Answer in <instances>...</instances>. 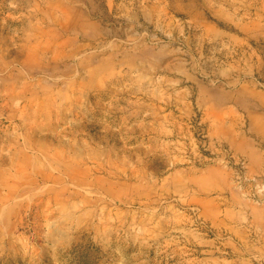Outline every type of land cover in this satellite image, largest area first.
Wrapping results in <instances>:
<instances>
[{"label":"rangeland","instance_id":"1","mask_svg":"<svg viewBox=\"0 0 264 264\" xmlns=\"http://www.w3.org/2000/svg\"><path fill=\"white\" fill-rule=\"evenodd\" d=\"M0 264H264V0H0Z\"/></svg>","mask_w":264,"mask_h":264}]
</instances>
